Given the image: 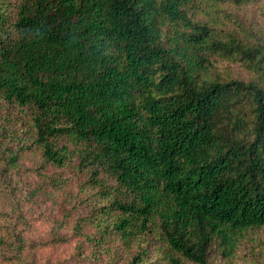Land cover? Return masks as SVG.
Instances as JSON below:
<instances>
[{
    "label": "trees",
    "instance_id": "obj_1",
    "mask_svg": "<svg viewBox=\"0 0 264 264\" xmlns=\"http://www.w3.org/2000/svg\"><path fill=\"white\" fill-rule=\"evenodd\" d=\"M0 112V182L73 170L107 264H264V0H0Z\"/></svg>",
    "mask_w": 264,
    "mask_h": 264
},
{
    "label": "rangeland",
    "instance_id": "obj_2",
    "mask_svg": "<svg viewBox=\"0 0 264 264\" xmlns=\"http://www.w3.org/2000/svg\"><path fill=\"white\" fill-rule=\"evenodd\" d=\"M2 116L8 117L0 112ZM91 194V189H80L77 174L69 167L41 166L39 156L31 149L19 153L17 165L6 175L5 182H0V213H6L9 206L16 216L14 229L27 245L24 264L108 263L111 254L87 240L94 228L82 224L89 213ZM4 236L7 234L0 227V240ZM159 255L157 244L149 243L142 264L156 263ZM4 257L0 248V264Z\"/></svg>",
    "mask_w": 264,
    "mask_h": 264
}]
</instances>
